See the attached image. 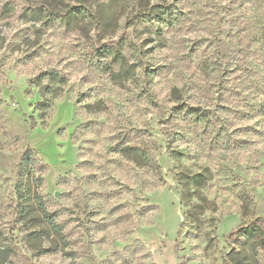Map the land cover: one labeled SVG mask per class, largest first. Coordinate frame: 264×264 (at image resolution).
Here are the masks:
<instances>
[{
  "label": "rangeland",
  "instance_id": "1",
  "mask_svg": "<svg viewBox=\"0 0 264 264\" xmlns=\"http://www.w3.org/2000/svg\"><path fill=\"white\" fill-rule=\"evenodd\" d=\"M262 230L264 0H0L4 264H264Z\"/></svg>",
  "mask_w": 264,
  "mask_h": 264
},
{
  "label": "trees",
  "instance_id": "2",
  "mask_svg": "<svg viewBox=\"0 0 264 264\" xmlns=\"http://www.w3.org/2000/svg\"><path fill=\"white\" fill-rule=\"evenodd\" d=\"M52 77H58L57 74H52ZM38 109L41 110V113H44V111L50 107V104L48 102H40L38 104ZM32 153L33 151L31 149H29L22 157V160L19 164V168H18V174H17V186L19 189H24L26 187V182H27V178L30 174L31 171V167L33 166V159H32ZM24 214V210L21 211V215ZM48 218L51 224H55V218L53 217V215L48 214ZM258 229V228H256ZM264 235V231L262 230L261 232ZM264 237V236H263ZM4 259L5 257H3L0 254V264H4Z\"/></svg>",
  "mask_w": 264,
  "mask_h": 264
}]
</instances>
